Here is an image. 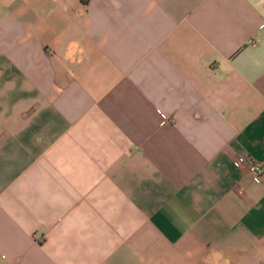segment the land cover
I'll return each mask as SVG.
<instances>
[{
  "label": "crops",
  "instance_id": "crops-1",
  "mask_svg": "<svg viewBox=\"0 0 264 264\" xmlns=\"http://www.w3.org/2000/svg\"><path fill=\"white\" fill-rule=\"evenodd\" d=\"M264 0H0V264H264Z\"/></svg>",
  "mask_w": 264,
  "mask_h": 264
},
{
  "label": "built area",
  "instance_id": "built-area-1",
  "mask_svg": "<svg viewBox=\"0 0 264 264\" xmlns=\"http://www.w3.org/2000/svg\"><path fill=\"white\" fill-rule=\"evenodd\" d=\"M250 174L256 182H260L264 176V162L255 163L249 167Z\"/></svg>",
  "mask_w": 264,
  "mask_h": 264
}]
</instances>
